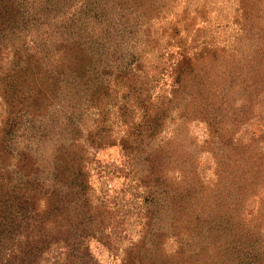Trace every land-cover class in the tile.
<instances>
[{"label":"trees","instance_id":"obj_1","mask_svg":"<svg viewBox=\"0 0 264 264\" xmlns=\"http://www.w3.org/2000/svg\"><path fill=\"white\" fill-rule=\"evenodd\" d=\"M164 1L0 0V264H40L51 252L59 264H98L87 241L109 243L117 201H109L106 180L96 191L88 174L107 147L118 150L111 175L131 184L142 219L118 264H264L259 233L237 217L259 161L246 175L241 159L227 162L232 137L219 138L216 184L225 192H211L215 205L212 190L185 170L192 156L182 124L195 113L210 128L204 109L219 106L209 109L208 85L194 71L209 58L183 48L156 79L141 64L137 44L152 37L148 20ZM256 1L237 0L241 19ZM243 82L228 86L247 93V104L258 87ZM215 96L225 102L222 91ZM183 105L190 113L183 108L175 122L169 111ZM208 206L215 218L200 211ZM165 227L177 240L172 252L161 247Z\"/></svg>","mask_w":264,"mask_h":264},{"label":"rangeland","instance_id":"obj_2","mask_svg":"<svg viewBox=\"0 0 264 264\" xmlns=\"http://www.w3.org/2000/svg\"><path fill=\"white\" fill-rule=\"evenodd\" d=\"M160 7L159 14L148 20L152 37L137 44V49L144 52L141 64L146 67L149 79H156L157 75L164 73L163 70L168 71L183 48L191 56L203 54L209 59L200 60V66L196 65L194 71L201 76L203 85H208L205 91L210 96L209 109L213 108L211 102L219 105L214 104L218 110L207 111L208 108L204 109V105L200 108V111L204 109L213 123L210 128L200 115L190 113V109L185 108L186 105L169 111L171 118H176L175 122L180 121V115H185L183 108L193 116L190 115L185 119L184 125L182 124L185 145H190L188 146L192 156L188 162L189 167L185 170L191 168L197 182L212 190L209 198L213 191L221 198L220 193L225 190L216 184L215 172L218 166L217 155L219 156L221 151L219 138L227 140L229 136L232 137V150H227L228 154H231L227 162L241 159L239 168L241 171L243 169V173L246 171V175L248 168L251 171L259 170L253 164L257 159L259 162L256 164L261 168V172L252 187L245 185L246 191L242 194L237 217L242 219L240 222L243 227L259 233L258 242L264 244V0L256 1L253 9L255 13L247 16V19H241L237 0H165ZM245 26L247 28L243 30ZM241 35L247 36L245 41H242ZM177 40L181 41L180 44ZM254 40L257 42V54L253 57L254 46L250 41ZM216 56L220 57V60L215 59ZM237 59L239 60L236 62ZM205 69H208L207 76L203 75ZM242 79L245 85L252 82L254 88L251 90H254L255 86L258 87L254 94L255 99L247 104L244 100L247 93L239 90L238 86H228L242 82ZM209 81H212L211 85ZM220 91L226 96L222 104L215 96ZM175 122H168V127L163 130L165 135H162L163 132L161 137L170 133L169 128L173 127ZM215 133L219 135L218 140L216 135V139L212 141L211 134ZM117 155L116 147L98 151L92 158L88 174L96 191L100 189V182L106 180L105 187L110 189L109 201H117L115 206L112 205L116 210L113 227L116 232L112 233V239L107 245L94 239L87 241L91 257L98 264H118L123 248L137 239L142 224L140 201L138 197L130 196L133 193L132 188H129L131 184L111 175L113 165L110 163L117 160ZM250 163L252 164L248 167ZM121 187V191H118ZM218 195H213V199H217ZM106 201L111 205V202ZM209 205H215L212 204L211 198ZM211 207L208 206L206 210L200 208V211L210 218H215ZM165 209L166 207L162 208L161 213L162 217L167 219L168 211ZM183 216L185 220L189 215ZM164 229H167V232L162 239V250L172 252L177 246V240L168 232V227ZM60 257V254L51 252L40 264H59L60 260L57 258Z\"/></svg>","mask_w":264,"mask_h":264}]
</instances>
